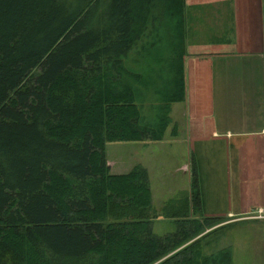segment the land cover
Segmentation results:
<instances>
[{
    "label": "trees",
    "instance_id": "obj_1",
    "mask_svg": "<svg viewBox=\"0 0 264 264\" xmlns=\"http://www.w3.org/2000/svg\"><path fill=\"white\" fill-rule=\"evenodd\" d=\"M184 8L0 0V264H234L217 229L199 235L228 218L202 213L194 157L190 194L163 206L176 228L159 234L148 168L114 173L106 156L177 134Z\"/></svg>",
    "mask_w": 264,
    "mask_h": 264
},
{
    "label": "crops",
    "instance_id": "obj_2",
    "mask_svg": "<svg viewBox=\"0 0 264 264\" xmlns=\"http://www.w3.org/2000/svg\"><path fill=\"white\" fill-rule=\"evenodd\" d=\"M185 16L190 25L186 80L202 86L206 101L195 91L198 103L193 106L190 90L189 98L186 94L173 103L177 134L170 131L171 124L162 140L142 142L151 145L148 151L159 153L156 159L163 164L169 154L181 152L177 169L187 183L186 196L191 189V160L196 159L204 215L231 218L227 222L233 227L248 222L264 225V217L231 222L252 208H264V0H186ZM204 103L202 125L199 108ZM150 160L136 162L148 168L153 194L154 175H162L165 185L180 181L165 169L153 175ZM225 221L220 223L227 225ZM227 243L233 248L235 240Z\"/></svg>",
    "mask_w": 264,
    "mask_h": 264
},
{
    "label": "rangeland",
    "instance_id": "obj_3",
    "mask_svg": "<svg viewBox=\"0 0 264 264\" xmlns=\"http://www.w3.org/2000/svg\"><path fill=\"white\" fill-rule=\"evenodd\" d=\"M185 8H186V0H185ZM185 8H184V18L185 16ZM189 23H187V20H185L184 28H185V42L187 44V33L188 28L190 31ZM188 49L186 45V52L184 56V80H186V72H185V58L187 56ZM195 83V84H194ZM194 84V87H193ZM202 86H197L195 80H186V94L187 98L190 96V90L191 93L193 92L191 96V104L193 106H197L198 103V96L195 91H199L201 94V100L206 101V96L204 89L200 90ZM188 90V91H187ZM185 102H182V104ZM190 103V99H189ZM199 104L201 105V101H199ZM205 103L203 107L199 108V114H200V120L202 121V125L206 124L205 119L202 117L205 113ZM171 131V130H170ZM147 141H154V140H147ZM157 142V141H156ZM149 143V142H148ZM156 145V144H152ZM148 147V148H147ZM150 146H146L144 142L142 141H111L107 143L106 147V154H107V161L110 162L111 170L112 172H124L128 170L131 166H133L137 159H144L146 162L150 160V166L152 167L153 175L154 173L158 172V170L163 171L165 169V172L168 173V176L174 179V177L178 176L176 179L180 181H176L175 183H169L166 182L163 183L161 181L162 175L153 176V185L155 192L153 194V212L155 215L154 218V230L155 232L159 234H164L169 231H172L176 228V223L174 219L167 217L165 213L163 212V203H168L169 199H179V197H184L185 193V184L183 181L182 175H180V171L177 169L179 164H181L182 154L176 153L175 154H169V158H167L161 163L160 160L157 161L156 158L160 157L159 153L154 149L152 152L148 151ZM153 147V146H152ZM206 152V151H205ZM172 174V175H171ZM178 174V175H176ZM184 185V186H183ZM165 187V189H168L165 192H162V189ZM184 187V188H183ZM184 189V190H183ZM190 194V191H189ZM260 208V207H257ZM262 208V207H261ZM264 209V208H263ZM253 210H256V208H252L246 213H241L239 216L234 217V221H247L248 219H261L263 217H257L254 215H250V213L253 214ZM259 211V210H258ZM257 213V212H255ZM264 213V212H263ZM243 218V219H242ZM231 219V218H230ZM228 219V220H230ZM241 219V220H239ZM246 219V220H244ZM227 225H221V223L214 224L208 228H206L204 231H202L199 235H202L203 233L209 231V230H216V234L220 237V244L226 245L227 242H232V240H235V244L233 246V262L234 264H264V225L259 226V224H252V222H248V225L242 224L240 227H233L232 223H228L227 220L225 221ZM198 235V236H199ZM238 242V243H237Z\"/></svg>",
    "mask_w": 264,
    "mask_h": 264
},
{
    "label": "built area",
    "instance_id": "obj_4",
    "mask_svg": "<svg viewBox=\"0 0 264 264\" xmlns=\"http://www.w3.org/2000/svg\"><path fill=\"white\" fill-rule=\"evenodd\" d=\"M259 210V211H258ZM253 211H255V212H257V213H255V212H253V214L252 213H250V215L249 216H251V215H254V216H257V217H264V209L263 208H256V210H253Z\"/></svg>",
    "mask_w": 264,
    "mask_h": 264
}]
</instances>
